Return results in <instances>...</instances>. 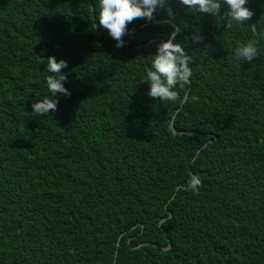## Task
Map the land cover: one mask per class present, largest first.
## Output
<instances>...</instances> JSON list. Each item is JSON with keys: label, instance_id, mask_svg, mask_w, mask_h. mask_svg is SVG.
I'll list each match as a JSON object with an SVG mask.
<instances>
[{"label": "trees", "instance_id": "16d2710c", "mask_svg": "<svg viewBox=\"0 0 264 264\" xmlns=\"http://www.w3.org/2000/svg\"><path fill=\"white\" fill-rule=\"evenodd\" d=\"M171 6L178 39L205 41L185 42L194 76L164 104L143 77L166 10L117 48L96 0H0V264H264V39L237 63L251 27ZM249 7L264 30V0ZM51 55L71 96L40 117Z\"/></svg>", "mask_w": 264, "mask_h": 264}, {"label": "clouds", "instance_id": "9594fccd", "mask_svg": "<svg viewBox=\"0 0 264 264\" xmlns=\"http://www.w3.org/2000/svg\"><path fill=\"white\" fill-rule=\"evenodd\" d=\"M176 2L186 14L195 16L197 20L209 16L214 17L216 21L217 18L224 20L228 29L251 27L256 38L246 43H239L232 56L237 63L244 61L250 64L260 56L259 42L264 39V30H259L257 24L249 23L255 15L249 7L250 0H176ZM96 4L98 11L95 16L96 22L92 27L95 30L98 28L106 30L116 41L117 48L126 45L125 36L134 38V29L129 27L130 24L137 19L147 23L157 22V14L166 10L169 19L164 23L172 30L165 34L166 39L153 41L156 52L145 59L148 60L143 77L148 85L146 95L156 103L167 104L176 102L180 98V90L187 92L194 72L191 66L193 57L189 55L184 44L187 42L190 46V43H204L205 37L196 31L190 38L185 37L183 41L178 39V34H182V27H178L175 23L177 12L171 6L172 0H96ZM210 47V44L205 45V49ZM44 60L46 61L43 64L46 94L42 99H32L31 103L33 109L31 112L40 117L52 115V112L58 110L60 96H71L70 90L65 87L68 76L63 71L68 68V61L58 60L55 55L47 56ZM202 186V177L193 174L187 180L186 190L196 192Z\"/></svg>", "mask_w": 264, "mask_h": 264}, {"label": "water", "instance_id": "95a60500", "mask_svg": "<svg viewBox=\"0 0 264 264\" xmlns=\"http://www.w3.org/2000/svg\"><path fill=\"white\" fill-rule=\"evenodd\" d=\"M165 22V21H164ZM172 127L174 128V125L172 124Z\"/></svg>", "mask_w": 264, "mask_h": 264}]
</instances>
